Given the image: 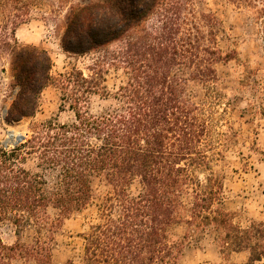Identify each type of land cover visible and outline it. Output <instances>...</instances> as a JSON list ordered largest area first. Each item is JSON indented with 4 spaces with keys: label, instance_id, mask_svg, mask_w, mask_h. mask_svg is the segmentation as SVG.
I'll use <instances>...</instances> for the list:
<instances>
[{
    "label": "trees",
    "instance_id": "obj_1",
    "mask_svg": "<svg viewBox=\"0 0 264 264\" xmlns=\"http://www.w3.org/2000/svg\"><path fill=\"white\" fill-rule=\"evenodd\" d=\"M39 1L0 0V56L8 57L12 90L1 119L35 116L50 85L74 116L40 123L12 146L0 142V223L34 233L31 243L0 240V264H53L54 235L63 219L94 204L95 177L108 191L77 234L82 255L66 264H179L183 243L172 230L180 223L184 237L213 229L223 256L247 252L246 264L261 261L264 221L234 223L221 207L223 174L213 169L231 134L214 132L205 103L221 98L215 66L236 59L218 47L221 21L199 0H45L50 13H63L62 51L90 59L53 76L48 52L15 37ZM110 73L120 78L111 90ZM192 82L205 89L204 104L188 95ZM92 96L114 106L91 114Z\"/></svg>",
    "mask_w": 264,
    "mask_h": 264
},
{
    "label": "rangeland",
    "instance_id": "obj_2",
    "mask_svg": "<svg viewBox=\"0 0 264 264\" xmlns=\"http://www.w3.org/2000/svg\"><path fill=\"white\" fill-rule=\"evenodd\" d=\"M199 9L215 15L222 23L223 32L218 36V47L223 52L235 51L236 59L215 66L217 74L216 90L221 94L219 101L207 100V112L214 132L230 133L229 140L223 142L222 157L213 164V169L223 174V199L221 207L230 212L235 224L241 228L253 222L264 221V0H249L237 6L228 0H199ZM62 11L50 13L47 1L40 0L33 8L29 19L21 24L15 37L22 45L45 49L52 61V75L57 76L71 67L84 69L90 64L89 57H71L60 47L63 32ZM0 142L10 138L12 146L15 137H26L40 123L56 120L70 123L73 112L64 106L61 110L60 91L50 85L39 96V108L35 116L7 124L1 116L8 107L11 79L8 72V57L0 56ZM248 69V70H247ZM114 73L107 76L106 85L111 90L118 85L120 78ZM187 93L196 103L204 104L205 89L192 82ZM114 106L111 99L103 100L92 96L89 112L97 114ZM4 108V109H3ZM214 139H217L215 134ZM29 170L34 163H25ZM94 204L86 210L76 212L63 219L52 243V263L66 264L76 261L82 255V240L77 234L82 232L86 223L95 212L98 198L108 191L101 177L92 181ZM137 184L131 188L136 192ZM50 216L55 212L49 210ZM189 232L183 223L172 230L175 240L182 241L183 249L179 264H246L247 252L231 253L223 256L217 242V233L208 228L197 237H184ZM34 233L31 229L21 230L9 219L0 223V240L12 245L20 240L31 243ZM264 264V258L256 262Z\"/></svg>",
    "mask_w": 264,
    "mask_h": 264
},
{
    "label": "water",
    "instance_id": "obj_3",
    "mask_svg": "<svg viewBox=\"0 0 264 264\" xmlns=\"http://www.w3.org/2000/svg\"><path fill=\"white\" fill-rule=\"evenodd\" d=\"M2 73H5V70H2ZM4 113H5V110H4ZM11 139H12V135L10 134V138L8 140H5L3 142V144L4 145H8L9 142H11ZM22 139H23V136L22 135L16 136L15 139H14V141L12 142V145L21 142Z\"/></svg>",
    "mask_w": 264,
    "mask_h": 264
}]
</instances>
